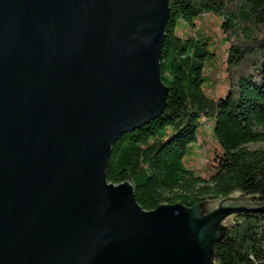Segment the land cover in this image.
<instances>
[{"label": "water", "instance_id": "95a60500", "mask_svg": "<svg viewBox=\"0 0 264 264\" xmlns=\"http://www.w3.org/2000/svg\"><path fill=\"white\" fill-rule=\"evenodd\" d=\"M170 0H0V264H216L234 215L108 183L115 144L160 118Z\"/></svg>", "mask_w": 264, "mask_h": 264}, {"label": "trees", "instance_id": "16d2710c", "mask_svg": "<svg viewBox=\"0 0 264 264\" xmlns=\"http://www.w3.org/2000/svg\"><path fill=\"white\" fill-rule=\"evenodd\" d=\"M170 9L161 58L167 108L116 143L107 181L130 183L146 211L163 204L191 208L233 195L263 207L264 147L247 146L264 143V0H170ZM206 16L223 17V30L233 34L218 78L228 86L224 97L208 93L210 42L187 28ZM209 118L216 120L213 136L220 148L208 162L210 172L196 176L184 157ZM232 225L215 245V263L264 264V213L234 215Z\"/></svg>", "mask_w": 264, "mask_h": 264}, {"label": "rangeland", "instance_id": "374dc122", "mask_svg": "<svg viewBox=\"0 0 264 264\" xmlns=\"http://www.w3.org/2000/svg\"><path fill=\"white\" fill-rule=\"evenodd\" d=\"M170 14H171V12H170ZM202 20L203 21H200V22H204V23L201 26H200V22L198 20L196 28H193V27H192L193 29H191L190 27H187V28H189V34L196 36V37H198V33H200L201 35L203 34L204 37L207 38V41L210 42L208 49L211 52V54H213V56L208 58V61L205 63V67H204L205 77L210 80L208 93L213 95V96H216V97H219V96L224 97L226 92H227L228 86H226V84L224 82L218 81V78L220 77L221 70H222L221 61L223 58L226 57V53H227L228 48H229L228 38L230 37L233 39V34L231 32L226 33V31L223 30V28H222V24L224 22L223 17L206 16ZM198 28L201 30H199ZM165 38H166V30H165ZM163 48H164V45H163ZM162 53H163V51H162ZM160 64H161V62H160ZM215 122H216L215 118H209L208 122H205L200 126L198 133H197L198 141L189 147V150H188L186 156L184 157L185 158V164L187 165L188 168H190L192 171L195 172L196 176H202V174H201L202 171L205 174H208L210 172L208 162L211 160L212 155L215 152V150L217 148H220L219 145L217 144L214 136H213V129L215 127ZM145 126H147V125H145ZM262 147H264V143L250 144L247 146V148L250 150H256V149H259ZM112 153H113V151H112ZM109 162H110V160H109ZM126 183H128V182H126ZM134 191H135V189H134ZM208 201H218V207H220L221 203H224V205H227L228 207H240V206L255 207L252 204L244 201L238 195H233V196L228 197V198H222L221 197L219 199L207 198L204 201V203L208 202ZM163 205H165V204H163ZM174 205H176V204H174ZM231 222H232V220H231Z\"/></svg>", "mask_w": 264, "mask_h": 264}]
</instances>
